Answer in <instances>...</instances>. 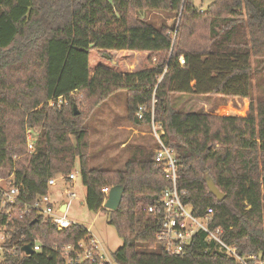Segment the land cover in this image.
I'll return each instance as SVG.
<instances>
[{
    "label": "trees",
    "instance_id": "1",
    "mask_svg": "<svg viewBox=\"0 0 264 264\" xmlns=\"http://www.w3.org/2000/svg\"><path fill=\"white\" fill-rule=\"evenodd\" d=\"M211 1L202 11L193 0H0V178L15 172L34 200L50 179L78 167L87 208L106 212L123 240L116 264H238L204 233L182 255L162 249L148 208L170 182L154 164L155 150L129 147L123 169L91 166L86 122L120 92L133 126L150 128L154 119L163 127L193 214L204 218L213 208L210 228L222 230L227 245L264 257V0ZM145 12L168 14L177 25L156 27L141 18ZM115 52L126 56L116 60ZM129 54L142 56L140 70L126 69ZM181 95L252 101L245 118L219 117L178 112L173 100ZM60 97L64 105L51 107ZM28 129L41 131L33 154ZM208 178L223 202L210 194ZM116 186L125 187L121 207L106 210L102 190ZM17 229L15 241L40 238L44 250L26 257L19 249L0 264H64V247L91 238L81 225L59 232L35 219Z\"/></svg>",
    "mask_w": 264,
    "mask_h": 264
},
{
    "label": "built area",
    "instance_id": "2",
    "mask_svg": "<svg viewBox=\"0 0 264 264\" xmlns=\"http://www.w3.org/2000/svg\"><path fill=\"white\" fill-rule=\"evenodd\" d=\"M64 103L63 97L49 102L51 107L58 108H61ZM144 110L145 108H140L139 119H143ZM151 127L157 144L154 164L163 170L170 182V186L163 191L160 199L148 208V215L159 223L156 239L165 253L175 256L184 254L195 237L199 233H204L209 242H216L227 257L236 260L238 264H264L261 253L241 255L236 247L224 242L222 230L210 228L214 215L213 208L207 210L204 218H198L193 214L192 207L185 204L183 200L186 192H181L178 186L180 179L178 153L166 145L163 139L165 131L160 124L152 121ZM36 142L37 133L33 129H28L29 154L35 152ZM78 181H80V173L77 169L67 176H56L49 180L46 194L31 200L26 197L25 186L18 180L15 172L7 178H0V260H5L8 255L17 254L19 249H21V256H30L23 250L27 245L31 246L33 254L44 250L40 238L29 240L23 236L15 241L17 226L29 219L41 220L53 225L59 232L78 225L68 218L74 202H80L79 191L76 188ZM52 189H59L58 195L54 196ZM110 190V188L102 190L106 198ZM62 258L64 264H116L107 258L104 246L93 236L88 240L80 241L76 246L64 247Z\"/></svg>",
    "mask_w": 264,
    "mask_h": 264
},
{
    "label": "rangeland",
    "instance_id": "3",
    "mask_svg": "<svg viewBox=\"0 0 264 264\" xmlns=\"http://www.w3.org/2000/svg\"><path fill=\"white\" fill-rule=\"evenodd\" d=\"M194 5L202 11L207 10L212 3L211 0H193ZM141 18L156 27L163 25L176 26L177 20L165 13L145 12ZM125 54L115 52L112 56L117 60ZM123 56V57H124ZM142 56L129 54L124 64L129 71L141 69ZM184 64V58L180 59ZM260 79L264 86V74ZM259 91L254 90L253 98H256ZM225 99L221 97H202L193 95L175 96L173 106L178 112H204L219 117H247L250 109L251 99ZM233 101V102H232ZM87 103L78 106L79 112H84ZM154 112H152L153 114ZM154 116V114H153ZM154 121V119H153ZM157 124V123H156ZM90 132V164L92 167L104 169H123L129 157V147L145 146L155 150L157 144L153 138L152 127L137 128L128 120L127 93L120 92L103 103L93 111L86 122ZM39 139L41 131L34 130ZM79 170V168H76ZM79 191L80 202H74L69 220L85 227L95 239L105 248L106 256L111 261L113 254L122 247L123 240L117 233L114 226L110 224L109 215L106 212H91L86 206V188L82 185L81 179L76 185ZM59 189H52V194L58 195Z\"/></svg>",
    "mask_w": 264,
    "mask_h": 264
},
{
    "label": "water",
    "instance_id": "4",
    "mask_svg": "<svg viewBox=\"0 0 264 264\" xmlns=\"http://www.w3.org/2000/svg\"><path fill=\"white\" fill-rule=\"evenodd\" d=\"M75 110H76V114H79L77 109ZM207 186H208L210 194H212L218 200V202L221 203L224 201L225 195L216 186L214 180L208 178ZM124 194H125L124 186H116V187L111 188L107 201L105 202L103 208L109 211H118L121 207ZM23 250L27 253V255L33 254V250L30 245L25 246Z\"/></svg>",
    "mask_w": 264,
    "mask_h": 264
},
{
    "label": "crops",
    "instance_id": "5",
    "mask_svg": "<svg viewBox=\"0 0 264 264\" xmlns=\"http://www.w3.org/2000/svg\"><path fill=\"white\" fill-rule=\"evenodd\" d=\"M235 101H236V102H240V100H239V99H235ZM232 102H233V101H232Z\"/></svg>",
    "mask_w": 264,
    "mask_h": 264
}]
</instances>
